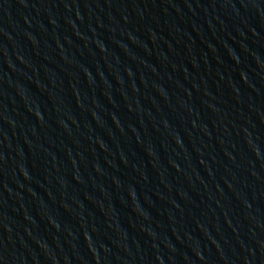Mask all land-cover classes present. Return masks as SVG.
<instances>
[{"label": "water", "instance_id": "95a60500", "mask_svg": "<svg viewBox=\"0 0 264 264\" xmlns=\"http://www.w3.org/2000/svg\"><path fill=\"white\" fill-rule=\"evenodd\" d=\"M0 264H264V0H0Z\"/></svg>", "mask_w": 264, "mask_h": 264}]
</instances>
